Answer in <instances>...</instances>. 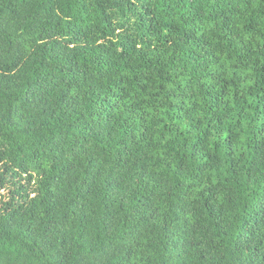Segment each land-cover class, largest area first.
Returning a JSON list of instances; mask_svg holds the SVG:
<instances>
[{"label":"trees","instance_id":"trees-1","mask_svg":"<svg viewBox=\"0 0 264 264\" xmlns=\"http://www.w3.org/2000/svg\"><path fill=\"white\" fill-rule=\"evenodd\" d=\"M0 264H264V0H0Z\"/></svg>","mask_w":264,"mask_h":264},{"label":"rangeland","instance_id":"rangeland-1","mask_svg":"<svg viewBox=\"0 0 264 264\" xmlns=\"http://www.w3.org/2000/svg\"><path fill=\"white\" fill-rule=\"evenodd\" d=\"M4 194H6V192Z\"/></svg>","mask_w":264,"mask_h":264}]
</instances>
